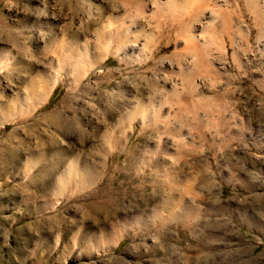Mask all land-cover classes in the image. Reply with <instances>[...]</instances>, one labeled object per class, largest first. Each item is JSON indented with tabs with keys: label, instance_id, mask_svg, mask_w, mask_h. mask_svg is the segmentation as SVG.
<instances>
[{
	"label": "rangeland",
	"instance_id": "1",
	"mask_svg": "<svg viewBox=\"0 0 264 264\" xmlns=\"http://www.w3.org/2000/svg\"><path fill=\"white\" fill-rule=\"evenodd\" d=\"M0 264H264V0H0Z\"/></svg>",
	"mask_w": 264,
	"mask_h": 264
},
{
	"label": "bare ground",
	"instance_id": "2",
	"mask_svg": "<svg viewBox=\"0 0 264 264\" xmlns=\"http://www.w3.org/2000/svg\"><path fill=\"white\" fill-rule=\"evenodd\" d=\"M215 1V0H214ZM126 46V45H125ZM127 47H133L134 49L137 50H141L142 49V44L138 43V42H131V44H129ZM133 49V50H134ZM137 107V106H136Z\"/></svg>",
	"mask_w": 264,
	"mask_h": 264
}]
</instances>
